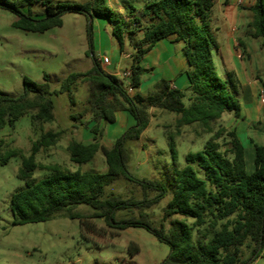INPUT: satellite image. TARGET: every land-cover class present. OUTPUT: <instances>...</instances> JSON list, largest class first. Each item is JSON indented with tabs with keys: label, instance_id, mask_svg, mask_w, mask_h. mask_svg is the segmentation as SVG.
<instances>
[{
	"label": "trees",
	"instance_id": "16d2710c",
	"mask_svg": "<svg viewBox=\"0 0 264 264\" xmlns=\"http://www.w3.org/2000/svg\"><path fill=\"white\" fill-rule=\"evenodd\" d=\"M40 3L44 16L34 17L30 8ZM0 7L17 14L13 26L28 32L45 33L63 26V16L82 14L88 20V40L92 44L95 18L112 24V34L121 52L124 51L127 26L124 18L108 4L107 0H83V2H54L52 0H0ZM214 0H158L149 3L145 16L149 23L144 27L140 47L132 57L131 76L125 78L104 70L96 56H92V68L86 72L70 73L58 90H52L49 76L44 83H36L25 77L23 93L16 97L0 94V131L7 125L14 128L16 122L30 115L32 125L43 127L55 120L53 95L66 93L75 105L74 88L86 85L88 98L86 113L91 114L92 141L73 140L68 145L70 160L81 167L89 164L101 152L106 160L105 172L71 170L60 164H43L37 161L40 151L56 145L61 132H43L33 142L31 153L12 150L0 164L10 158L20 157L17 177L25 185L15 191L10 209L15 216L14 225H25L55 218L79 219L89 230H94L93 218L103 219L106 226L115 231L143 227L171 251L162 264H253L264 251V146L255 144L253 172L247 171L245 148L236 130L225 127L214 130V124L227 112L240 116L239 101L241 83L234 72L220 76L214 54L218 50L212 31ZM252 21L249 35L260 40L264 50V0H255L249 8ZM90 17L93 19L90 22ZM175 37L184 44L188 62L187 90L171 86L161 79L147 95L136 90L141 87L144 69L140 66L145 55L162 40ZM244 46L240 43V47ZM132 88V92H129ZM191 93L190 105L183 100ZM175 114V131L168 134V146L174 160L173 180L170 184L173 197L164 210L163 221L155 226L146 211L159 204L167 195V185L160 180L139 179L128 169L127 143L138 140L151 124L150 109ZM128 112L135 120L111 147L100 143L106 123H114L116 113ZM80 116H83L80 115ZM76 118V116H75ZM197 124L211 136L204 148L186 156V166L176 165V137L182 128ZM227 135V148L222 149L219 140ZM1 145V142H0ZM44 175L37 179L36 172ZM120 178L131 181L142 191V198L106 196V187ZM81 206L89 207L93 213ZM137 209L138 217L116 219L120 210ZM169 220V228L166 222ZM132 254L140 249L130 243Z\"/></svg>",
	"mask_w": 264,
	"mask_h": 264
},
{
	"label": "rangeland",
	"instance_id": "374dc122",
	"mask_svg": "<svg viewBox=\"0 0 264 264\" xmlns=\"http://www.w3.org/2000/svg\"><path fill=\"white\" fill-rule=\"evenodd\" d=\"M37 7L34 5L23 8L22 11L28 13L29 9L35 10ZM17 18L15 12L0 7V94L19 96L23 93L25 77L41 84L45 82V74L49 76L51 89L58 90L68 74L86 72L92 68V56L98 54L99 41L95 25L92 44L88 40L86 16L65 14L62 27L53 28L45 33L28 32L14 27L13 23ZM248 18V22H251L252 13ZM124 29L127 33L128 27L125 26ZM251 31L247 24L240 25L233 33L236 39L245 44L242 46V56L245 60L242 67L238 63V67H234L230 72H234L239 81L243 80V73L248 78H253L264 93V50L261 48L260 40L249 35ZM103 51L114 63L119 61L121 51L117 41L112 48L107 47L104 41ZM215 64L218 74L224 77L221 64L217 60ZM126 67L128 63L122 70ZM257 76L258 79H254ZM151 91L136 90L144 96ZM73 94L75 105L71 104L66 93L52 96L55 115L52 123H46L43 127L34 126L31 116L25 115L16 122L14 128L7 125L2 129L0 155L4 157L12 150H20L23 154L29 155L33 142L39 139L43 132L56 131L61 132L60 141L48 150L40 151L36 156L38 162L57 163L71 170L80 168L83 172H105L107 164L101 152L97 153L92 162L81 167L70 160L69 143L73 140L91 142L93 133L90 128L94 125L90 122L91 114L85 111L88 98L86 85H78L74 88ZM190 96L191 93L187 92L183 100L186 107L190 105ZM241 98L242 90L239 97L240 105ZM82 114L83 116H80ZM150 114L152 119L149 128L140 139L127 143L128 169L139 179H156L167 185L166 197L146 211L153 224L159 226L163 221L164 210L173 197L170 184L173 180L174 160L168 146V134L176 129V115L159 109L153 110ZM111 124L113 123H106L105 130L101 133L100 143L107 147H111L130 127L117 137H108L107 130ZM222 126L228 131L235 129L244 142L252 140L255 144L264 145V104L261 99L256 96L252 106H241L238 118L232 112L225 113L222 119L214 124V130ZM119 128V124L112 126V129H118V132ZM210 136L197 124L182 128L181 135L175 138L177 167H185L186 156L201 151ZM227 139L225 135L219 140L222 149L227 148ZM246 156L248 171L251 172L254 169L253 150L248 148ZM20 165V157H12L5 165L0 164V264H162L168 257L170 246L160 242L145 228L132 227L115 231L108 228L101 218L91 219L95 231L87 229L79 219L60 217L46 222L14 225L16 219L10 209L11 196L25 185L17 177ZM43 175L44 172L38 171L35 177L39 179ZM105 190L106 196L115 194L126 199L142 198L140 188L125 178L116 180ZM80 208L90 213L94 212L89 207ZM139 216L140 212L137 209L120 210L116 214V219ZM165 224L169 228V220ZM130 243L139 246L140 251L137 254H132L129 249Z\"/></svg>",
	"mask_w": 264,
	"mask_h": 264
},
{
	"label": "crops",
	"instance_id": "0c3cea01",
	"mask_svg": "<svg viewBox=\"0 0 264 264\" xmlns=\"http://www.w3.org/2000/svg\"><path fill=\"white\" fill-rule=\"evenodd\" d=\"M52 1L83 2V0ZM154 1L158 0H107V4L124 18L128 27L125 48L124 51L121 52L120 59L117 63H114L113 59H109L108 64H103L101 62L103 58L107 57L103 51V42L105 41L106 46H111L112 48L116 41L112 34V24L105 19L95 18L93 20L95 32L97 34L96 37L99 41L98 54L95 56L106 72L124 79L123 75L130 70L132 57L140 47L141 41L144 37V27L149 23V17L144 14L146 7L149 3ZM254 1L255 0H214L211 26L213 35L218 44V50L215 52L214 58L215 61L217 60L223 67L224 74L233 71L234 67H238V63L240 67H242V63L245 60V57L242 56V47H240V43L243 42L240 39H236L233 33L238 30L240 25L243 26L250 24V22H248L249 14H251L249 8L254 4ZM35 5L38 7L35 10H31L32 15L34 17L44 16V6L40 3ZM134 24H137V26H133ZM127 63L128 67L122 70ZM140 66L144 69V74L139 89L151 91L150 89H153L155 84L161 79L169 81L174 88L180 90H187L188 88V62L184 55V44L182 41H178L174 36L158 41L145 55ZM242 79L243 80H240L242 87L241 106H252L255 103L256 96H258L264 104V98L261 96L262 88L253 80V78H248L244 73ZM254 79H258V76ZM126 84H128V81H126ZM153 110L157 109L151 108L149 112L151 113ZM251 112L253 111L251 110ZM134 123V118L128 112L119 111L116 113L115 123L111 124L107 130V135L108 137H117ZM115 124L120 125L119 132L118 129H112V126ZM75 133H77V131H75ZM90 138L91 137H88V139ZM240 140L245 148L246 166L248 171L247 150L248 148L253 150L254 166L255 143L252 140H249V142H244L241 138ZM253 170L251 172H253ZM253 264H264V251Z\"/></svg>",
	"mask_w": 264,
	"mask_h": 264
},
{
	"label": "built area",
	"instance_id": "2783aa9c",
	"mask_svg": "<svg viewBox=\"0 0 264 264\" xmlns=\"http://www.w3.org/2000/svg\"><path fill=\"white\" fill-rule=\"evenodd\" d=\"M133 26H137V24H134ZM101 62H102L103 64H108V63H109V58L105 57V58H103V59L101 60ZM130 76H131V71H130V70L127 71L126 73H124V75H123V77H124L125 79H129ZM129 92H132V88H129ZM262 96H263V98H264V93H262Z\"/></svg>",
	"mask_w": 264,
	"mask_h": 264
},
{
	"label": "water",
	"instance_id": "95a60500",
	"mask_svg": "<svg viewBox=\"0 0 264 264\" xmlns=\"http://www.w3.org/2000/svg\"><path fill=\"white\" fill-rule=\"evenodd\" d=\"M93 18L92 17H90V22H91V20H92Z\"/></svg>",
	"mask_w": 264,
	"mask_h": 264
}]
</instances>
